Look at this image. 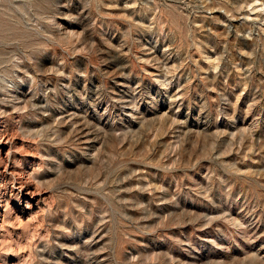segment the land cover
<instances>
[{
  "label": "rangeland",
  "instance_id": "rangeland-1",
  "mask_svg": "<svg viewBox=\"0 0 264 264\" xmlns=\"http://www.w3.org/2000/svg\"><path fill=\"white\" fill-rule=\"evenodd\" d=\"M0 264H264V0H0Z\"/></svg>",
  "mask_w": 264,
  "mask_h": 264
}]
</instances>
